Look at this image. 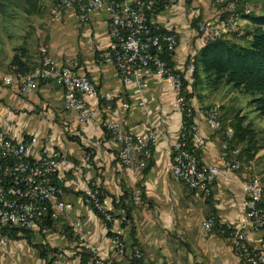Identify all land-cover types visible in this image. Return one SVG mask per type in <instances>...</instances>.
<instances>
[{"label": "crops", "instance_id": "1", "mask_svg": "<svg viewBox=\"0 0 264 264\" xmlns=\"http://www.w3.org/2000/svg\"><path fill=\"white\" fill-rule=\"evenodd\" d=\"M73 1L60 20L52 17L39 47L36 45L34 51L26 52L25 61L30 73L45 47L58 65L71 66L77 74L87 77L97 89L96 96L89 99L98 109L97 119L83 123L74 112L65 110L63 90L51 79L24 94L18 93L16 84L5 85L2 77L20 83L28 74L11 73L9 60V74L0 73V129L14 140H24L30 158H37L45 144L60 152L63 163L55 181L64 191V200L71 204L70 216L90 231L89 242L106 261L125 264L129 255L139 249L142 258L138 264H245L234 253L230 236H225L219 228L206 232L203 221L212 216L219 226L236 223L245 211L242 187L250 176L259 179L264 202V148L256 152L249 169L243 167L218 175L208 196L174 181L167 166L182 124L175 91L151 69H141L138 73L146 84L143 89L135 81L122 83L115 67L103 63L99 57L100 50L111 42L107 14L93 12L87 20L80 21L76 12L78 0ZM218 1H221L219 5L214 0H178L174 6L158 9L150 19L155 26L177 32L179 45L171 59L175 69L184 72L187 56L204 44L194 33L192 23L218 19L222 14L220 6L228 0ZM62 12L63 8L59 14ZM243 24L249 31L252 29L249 20ZM185 78L186 81L189 78L186 72ZM102 91L114 95L110 111L102 109L99 98ZM141 101L143 105L139 104ZM125 102L128 108L122 107ZM192 105L193 122L206 140L199 161L217 164L223 129L208 127L205 104L192 102ZM228 105L219 111L222 127L230 126L239 111ZM106 119L119 122L132 134L149 129L158 133L145 171L120 165L116 146L103 127ZM89 183L100 188L103 206L112 221H105L75 190ZM135 188L141 190V205L132 201ZM113 235L124 241V255L111 249ZM246 242L264 253V229L247 231ZM81 250L64 218L43 219L33 230L16 234L6 245L0 243V264H81Z\"/></svg>", "mask_w": 264, "mask_h": 264}, {"label": "built area", "instance_id": "2", "mask_svg": "<svg viewBox=\"0 0 264 264\" xmlns=\"http://www.w3.org/2000/svg\"><path fill=\"white\" fill-rule=\"evenodd\" d=\"M178 0H78L77 17L80 21L87 20L93 12L103 11L108 16V29L111 36L109 46L100 50L99 57L103 63L115 67L119 79L127 84L135 81L143 89L146 84L138 73L141 69H151L156 75L166 79L176 94V102L181 112L188 119L192 109L187 104L182 92V73L169 67L163 53H173L179 37L174 30H164L151 24L150 19L158 9L174 6ZM73 0H54L53 4L63 5L62 14H57L60 20L66 8L72 6ZM233 9L246 10L240 0H229L225 4L226 14L220 15L215 21L201 22L197 31L203 42L214 39L228 38L232 30L231 21ZM42 57L36 65V70L27 82L14 83L13 79L2 77L5 85L16 84L18 93L33 91L45 80H53L63 90V107L74 112L78 119L85 123L96 120L98 109L89 102L96 96V86L85 76L77 74L71 66H60L42 48ZM190 72V64L186 66ZM103 111H110L114 95L109 91L99 94ZM139 104L143 105L141 101ZM122 107L128 108V103ZM206 124L213 130L223 129L220 152L217 164H203L199 161V152L206 140L199 133L192 121L184 123L177 140L171 149V162L167 171L172 179L183 184L188 189L203 195L210 194V186L220 174L230 173L241 168V149L233 144L234 131L230 126L222 127L219 109L209 107L204 111ZM103 127L110 141L116 146L120 165L143 172L151 157L152 147L157 139V132L149 129L141 134L125 131L117 121L106 119ZM191 138V146L187 147ZM63 160L59 151L45 144L41 147L37 158L26 154L24 140H14L8 132L0 129V234L5 230L20 229L31 231L37 222L43 219L55 221L62 217L75 234L77 243L88 257L84 264H117L106 261L96 246L89 240L90 231L81 221L70 216L71 204L64 200V191L56 181L60 174ZM260 184L254 178L243 184L245 193V211L234 224L226 225L230 230L232 249L245 264H264V253L248 246L246 232L264 229V202L260 194ZM84 201L99 212L105 221H112L111 214L106 211L101 201L98 186L95 183L76 187ZM135 205L143 203L142 193L135 188L132 193ZM216 221L208 217L203 221V228L210 232ZM0 243L7 241L0 235ZM110 247L115 253L124 255L126 246L119 236L110 239ZM142 258V253L133 251L125 264H136Z\"/></svg>", "mask_w": 264, "mask_h": 264}, {"label": "rangeland", "instance_id": "3", "mask_svg": "<svg viewBox=\"0 0 264 264\" xmlns=\"http://www.w3.org/2000/svg\"><path fill=\"white\" fill-rule=\"evenodd\" d=\"M53 1L54 0H4L2 2V4L0 5V73H5L6 75L9 74L7 73L8 61L10 60L13 54H15L16 52L20 53L19 51L21 48H25L26 52L30 53L34 51V46L38 45L39 47L41 39L43 38L42 34L44 32H48L50 28V20L52 19V17H56L57 14L61 12L60 10L57 14L53 13ZM214 2L218 4L221 1L214 0ZM240 4L244 5L246 8H249L250 14L252 11L254 13H259L260 11V0H242L240 1ZM239 10L242 9H237V12ZM214 20L216 19L214 18L212 20H195L192 23L194 27V33L199 37V33L197 31L199 23ZM244 20L248 21V19L245 18L238 19L237 21L240 22H236L237 29L243 32L242 37L238 38L233 34V32L235 31H231L230 34H228L229 39L234 37V41L241 43L247 42L246 32H248L249 30L245 27V24H243ZM43 44L44 40L42 45ZM178 45L179 42L177 43L174 52L169 54L170 61ZM195 56L196 53L194 52L190 53L187 56V62L184 68V72L175 69L172 65V62L170 65L165 59L169 67H171L175 71H179L180 73H182L183 81H186L185 72L189 74V78L185 82V86L183 87L182 92L185 96L187 104L192 109V116L190 119H188V117H186V115L181 112V128L187 121H193L194 110L192 102L197 104H205V110L209 107L218 109V106L219 111H221L223 110V108H225V106H227V104H229L228 106H232L236 109H239L238 113L236 114V117L230 121V127L233 129L237 136V142L235 143V145L239 146L241 149V168L246 167V169H249L250 162L253 161L256 152L261 149L258 146L261 145V142L264 138V115H260L258 112H255L254 106L250 104V100L252 98L251 95L245 94L238 89H233L224 83L215 84L212 81V78L206 77V74L200 73L199 71L198 78L194 79L192 77V71L195 67ZM189 64L190 72L186 71V66ZM33 70L31 72H33ZM24 77L20 79V83L24 82ZM240 129L243 130V133H245V136L243 138H239L238 136L239 132H241ZM248 146L249 151H245L244 149ZM255 148L256 150L254 152ZM150 159L151 157L149 158L147 165L150 162ZM249 178V180H252L257 177L250 176ZM258 183L261 185L259 179ZM98 192L102 201V193L99 187ZM127 212L128 217L130 218L131 208H129V211ZM213 218L216 221V218ZM11 231L15 232V235L18 233H26V231L20 229H10L1 232L0 235L8 241V239L11 238L10 236H8V233ZM83 250L79 252L80 256L83 253ZM136 251L141 253L139 249H136Z\"/></svg>", "mask_w": 264, "mask_h": 264}, {"label": "trees", "instance_id": "4", "mask_svg": "<svg viewBox=\"0 0 264 264\" xmlns=\"http://www.w3.org/2000/svg\"><path fill=\"white\" fill-rule=\"evenodd\" d=\"M3 1L0 0V5ZM224 15L225 13L222 16ZM247 19L253 27L246 32V38L249 37V39L245 44L234 41V37L203 42L204 44L196 52L194 58L195 67L192 71V77L197 79L199 71L206 74V77L212 78L215 84L224 83L233 89H238L245 94L251 95L250 104L254 106V110L260 115H264V0H260L259 13L252 11L247 16ZM19 52L12 55L9 61V68L11 73L15 75H26L29 72V66L25 61L26 49L21 48ZM169 57V53H163V58L171 65ZM185 82L184 80L183 87ZM186 123H191V120ZM240 131L238 136L243 138L245 133L241 129ZM236 138L237 136L234 132L233 144L237 142ZM190 141L191 138L187 142L188 148L191 146ZM258 147L264 148V138ZM244 150L249 151V146ZM255 150L256 148L254 152ZM215 228H219L225 236H230V230L227 226L215 224L213 229ZM8 236L14 237L15 232H9ZM82 252L81 264H84L88 254L85 250ZM136 264H138V261Z\"/></svg>", "mask_w": 264, "mask_h": 264}, {"label": "bare ground", "instance_id": "5", "mask_svg": "<svg viewBox=\"0 0 264 264\" xmlns=\"http://www.w3.org/2000/svg\"><path fill=\"white\" fill-rule=\"evenodd\" d=\"M229 1V0H228ZM227 1V2H228ZM240 1H242V0H240ZM226 2V3H227ZM220 3H218V5H219ZM63 8V5H54V7H53V13L54 14H57V13H59V11L61 10ZM246 8V7H245ZM220 11H221V15H223L224 13L226 14V11H225V4H223V5H221L220 6ZM249 14H250V9L249 8H246V10H239L238 12H237V9H233V11H232V13H231V21H237L238 19H245V18H247V16H249ZM217 20V19H216ZM215 21V20H214ZM232 30L233 31H235V32H233V34L235 35V36H237L238 38L239 37H242V35H243V32L241 31V30H238L237 29V27H236V22H234V23H232ZM35 70H36V68L33 70V72H30V73H28L27 74V76H26V78L24 79V82H27L28 80H29V77L31 76V75H33L34 73H35ZM259 184V183H258ZM260 194H262V187L260 186Z\"/></svg>", "mask_w": 264, "mask_h": 264}]
</instances>
